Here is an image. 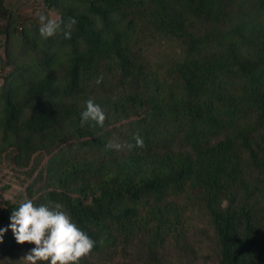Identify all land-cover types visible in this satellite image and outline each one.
Instances as JSON below:
<instances>
[{"label": "trees", "instance_id": "1", "mask_svg": "<svg viewBox=\"0 0 264 264\" xmlns=\"http://www.w3.org/2000/svg\"><path fill=\"white\" fill-rule=\"evenodd\" d=\"M45 3L77 23L45 39L19 13L21 52L5 47L0 169L32 180L0 188V228L31 198L96 240L79 264H264V0ZM13 15L0 0L7 42ZM88 98L103 125L80 123ZM33 245L8 228L0 257L31 264Z\"/></svg>", "mask_w": 264, "mask_h": 264}, {"label": "clouds", "instance_id": "2", "mask_svg": "<svg viewBox=\"0 0 264 264\" xmlns=\"http://www.w3.org/2000/svg\"><path fill=\"white\" fill-rule=\"evenodd\" d=\"M38 16L41 22L39 31L43 38L47 39L57 33H63L67 39L72 38V29L77 23L75 17H51L40 11ZM103 80L104 75L101 73L96 77L95 83L100 84ZM85 105L80 113V123L103 125L107 118L104 107L94 98H88ZM143 143V137L137 132L135 144ZM106 147L120 148L121 145L109 140ZM10 220L9 225L0 228V240L3 239V233L11 228L18 242H34V246L25 255L31 264L39 261H48L49 264H79L80 258L89 254L96 245V240L60 202L37 203L28 198L12 209Z\"/></svg>", "mask_w": 264, "mask_h": 264}, {"label": "rangeland", "instance_id": "3", "mask_svg": "<svg viewBox=\"0 0 264 264\" xmlns=\"http://www.w3.org/2000/svg\"><path fill=\"white\" fill-rule=\"evenodd\" d=\"M9 4L14 11V20L11 27V33L13 36L12 41L7 42V36L0 35V87L5 84L6 75H9L14 71L13 66L10 65L6 60L5 47H8L9 45L10 51H12V53L16 57H18L21 52L20 32L16 21L18 15L21 14L25 17H39L38 11H40L48 14L51 17H59L55 11H51L48 9L45 0H9ZM1 22L5 23V21ZM18 61L31 63L27 56H25V59L21 57ZM4 166L5 170L0 169V188H4L5 197L13 199H23L25 195L26 185L31 182L32 179L27 178L24 174V171H15L12 168L10 162H6ZM29 251L30 250L25 251V253L22 255V259L26 263H30V261H28L25 256ZM0 264H7L2 256L0 257Z\"/></svg>", "mask_w": 264, "mask_h": 264}]
</instances>
